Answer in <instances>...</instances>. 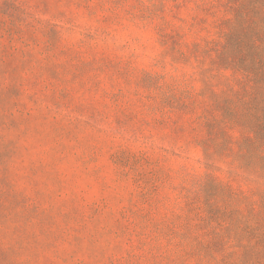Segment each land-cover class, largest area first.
I'll list each match as a JSON object with an SVG mask.
<instances>
[{
  "label": "rangeland",
  "instance_id": "rangeland-1",
  "mask_svg": "<svg viewBox=\"0 0 264 264\" xmlns=\"http://www.w3.org/2000/svg\"><path fill=\"white\" fill-rule=\"evenodd\" d=\"M231 10L0 0V264L237 258L233 238L214 239L230 198L209 189L259 186L241 130L219 122L233 82L214 58Z\"/></svg>",
  "mask_w": 264,
  "mask_h": 264
},
{
  "label": "trees",
  "instance_id": "trees-1",
  "mask_svg": "<svg viewBox=\"0 0 264 264\" xmlns=\"http://www.w3.org/2000/svg\"><path fill=\"white\" fill-rule=\"evenodd\" d=\"M227 4L232 26L221 35L214 63L231 72L233 84L231 96L217 105L222 109L219 122L224 129L241 130L242 165L249 176L257 175L259 186L248 195L220 183L210 185L216 195L225 193L230 198L227 234L216 232L214 239L236 241L240 254L229 255L231 264H264V0H227ZM204 117L209 125L218 121ZM222 147L229 146L223 143Z\"/></svg>",
  "mask_w": 264,
  "mask_h": 264
}]
</instances>
